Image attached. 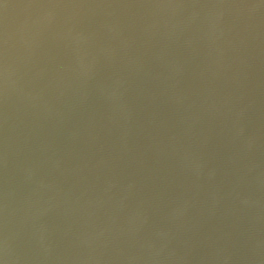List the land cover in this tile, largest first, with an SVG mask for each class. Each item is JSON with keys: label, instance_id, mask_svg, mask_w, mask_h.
I'll return each mask as SVG.
<instances>
[{"label": "water", "instance_id": "obj_1", "mask_svg": "<svg viewBox=\"0 0 264 264\" xmlns=\"http://www.w3.org/2000/svg\"><path fill=\"white\" fill-rule=\"evenodd\" d=\"M0 264H264V0H0Z\"/></svg>", "mask_w": 264, "mask_h": 264}]
</instances>
